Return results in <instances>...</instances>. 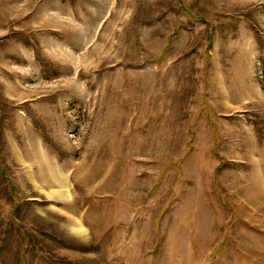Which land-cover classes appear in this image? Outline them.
<instances>
[{
    "label": "rangeland",
    "instance_id": "1",
    "mask_svg": "<svg viewBox=\"0 0 264 264\" xmlns=\"http://www.w3.org/2000/svg\"><path fill=\"white\" fill-rule=\"evenodd\" d=\"M0 264H264V0H0Z\"/></svg>",
    "mask_w": 264,
    "mask_h": 264
},
{
    "label": "crops",
    "instance_id": "2",
    "mask_svg": "<svg viewBox=\"0 0 264 264\" xmlns=\"http://www.w3.org/2000/svg\"><path fill=\"white\" fill-rule=\"evenodd\" d=\"M38 169H39V168H38ZM38 174H39L40 179H43V178H44V179L46 180L47 175H46L45 171H43V169H39ZM52 176H53V177L56 176L55 170L53 171ZM54 178H55V177H54ZM37 179H38V178H37ZM38 180H39V179H38ZM49 180H50V177H49ZM50 181H51V180H50ZM35 187H38L37 190H39V189H41L42 186H38V185H36Z\"/></svg>",
    "mask_w": 264,
    "mask_h": 264
}]
</instances>
